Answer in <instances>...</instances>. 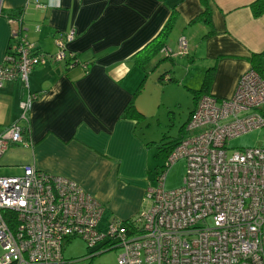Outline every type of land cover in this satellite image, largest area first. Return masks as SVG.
I'll return each mask as SVG.
<instances>
[{
	"label": "crops",
	"instance_id": "obj_1",
	"mask_svg": "<svg viewBox=\"0 0 264 264\" xmlns=\"http://www.w3.org/2000/svg\"><path fill=\"white\" fill-rule=\"evenodd\" d=\"M253 1L0 0V63L14 49L12 31L19 26L5 12L17 9L23 10L20 33L36 49L51 56L59 50L55 39L73 33L69 40L63 37V50L66 58L78 56L73 67L48 58L30 71L28 86L36 97L27 122L19 118L26 91L21 81H5L0 87V132L16 122L27 129L28 142L10 143L0 166L17 175L31 164L75 180L100 201L103 221L125 220L147 209L154 147L140 135V119L122 115L131 99L145 112L141 91L134 96L142 68L133 56L174 10L165 45L171 47V32L184 37L189 51L185 57L203 60V76L215 67L208 93L228 98L239 76L251 67V55L264 51V14L253 15ZM206 7L209 26L202 20ZM159 63L153 59L146 66L154 70ZM160 67L158 77L167 73L177 79L172 66Z\"/></svg>",
	"mask_w": 264,
	"mask_h": 264
},
{
	"label": "built area",
	"instance_id": "obj_2",
	"mask_svg": "<svg viewBox=\"0 0 264 264\" xmlns=\"http://www.w3.org/2000/svg\"><path fill=\"white\" fill-rule=\"evenodd\" d=\"M0 63V87L21 81L25 96L19 118L27 122L36 94L28 75L48 58L66 60L63 37L53 55L36 49L21 33ZM166 56L185 55L184 37ZM70 58L69 67L78 61ZM87 68V65H84ZM264 127V76L248 68L232 96H200L186 124L187 135L165 159L157 185L147 191L149 206L128 218L107 219L104 207L78 182L63 175L22 166L17 175H0V264H63L66 240L79 237L97 247L86 257L112 248L115 264H264V145L233 149L227 141ZM27 129L12 123L0 132V157L10 143H28ZM180 158L186 170L180 187H164L165 170Z\"/></svg>",
	"mask_w": 264,
	"mask_h": 264
},
{
	"label": "rangeland",
	"instance_id": "obj_3",
	"mask_svg": "<svg viewBox=\"0 0 264 264\" xmlns=\"http://www.w3.org/2000/svg\"><path fill=\"white\" fill-rule=\"evenodd\" d=\"M169 38H171L169 39L170 48L176 51L178 36L173 37V32H171ZM185 56L186 54L173 56L174 64H171L170 59H165L154 70H151V65L146 66L148 69L146 68L147 73L140 94V100L143 101L145 99V105H143L145 112H143V117L139 120V132L154 147V149H150L152 153L150 160L152 185L150 187L157 185V175L165 163L164 157L158 152L157 145L164 137L168 139L178 137L180 128L187 120L189 111L194 105L192 90L199 86L202 80L203 60L195 57L193 60L189 59V61ZM162 65L172 66L177 82L157 80L161 72L160 66ZM141 73L140 79L144 77L145 71L141 69ZM259 145H264V127L247 131L227 141L229 153L233 149ZM185 163V159L180 158L165 170L164 187L166 189H175L182 185L186 170ZM10 174H13V170L10 167L0 166V175ZM104 222L102 220L99 227L106 232ZM99 246L101 244L95 247H87L85 241L79 237L68 239L62 247L63 264H115L117 257L121 253L119 248L106 250L92 258L86 257L90 251Z\"/></svg>",
	"mask_w": 264,
	"mask_h": 264
},
{
	"label": "trees",
	"instance_id": "obj_4",
	"mask_svg": "<svg viewBox=\"0 0 264 264\" xmlns=\"http://www.w3.org/2000/svg\"><path fill=\"white\" fill-rule=\"evenodd\" d=\"M204 2H206V0H203ZM250 8L252 10L253 15L259 16L261 14H264V0H255L250 4ZM208 8L206 7L204 13L202 14L203 16V21L205 22L206 25H211V19H210V14L209 11L207 10ZM175 11L173 10L172 14L170 15V17L167 19V21L164 23L163 27L161 28V30L159 31V33L153 38L151 39L147 44H145L139 51H137L135 53V55L133 56L134 58V64L140 68H142L145 71V75L142 78V81L140 83V85L137 87V89L134 92V96L139 93L141 91V89L143 88V83H144V79L146 76V64L150 61H152L153 59H157V61L161 62L165 59H170L172 60L171 56H166L165 54L161 53V49L166 47L165 42L167 39L168 34L170 33V30L173 26L174 20H175ZM5 15L7 16V18L9 19H22V15H23V10L21 9H17L15 11H7L5 12ZM201 16V17H202ZM12 39H17L14 36H12ZM161 53V54H159ZM70 57L72 58H76L78 59L77 54H71ZM169 57V58H168ZM69 60L70 58H67L65 60V66L69 67ZM250 63H251V68H253L254 70H256L260 75L264 76V51L260 52V53H253L250 57ZM214 66H210L206 69L204 76H203V81L201 83V86L199 89H193V99H194V107L197 104L200 96H202L203 94H207L211 81L213 79V75H214ZM168 75V76H167ZM166 80L165 82H177V79H175L172 75L167 74V73H163L158 77V81H163ZM192 111H189L188 114V118L187 120L182 124L178 137L176 138H171L168 139L167 137H164L161 139V141L159 142V144L157 145V149L158 152L162 154V156L164 157V159H166L168 157V155L171 153V151L180 143L181 139L187 135V131H186V124L188 119L190 118ZM123 116H135L138 119H141V117H143V113H141L139 110L136 109L133 99H131L128 104L126 105V107L123 110L122 113ZM164 165L161 167L162 169ZM96 256V255H95ZM94 257V256H92ZM92 257H88V258H92Z\"/></svg>",
	"mask_w": 264,
	"mask_h": 264
}]
</instances>
